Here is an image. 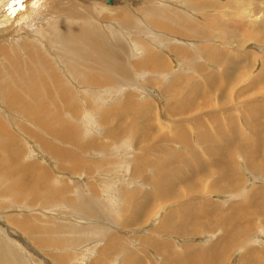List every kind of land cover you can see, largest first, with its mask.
Here are the masks:
<instances>
[{
    "label": "rangeland",
    "instance_id": "obj_1",
    "mask_svg": "<svg viewBox=\"0 0 264 264\" xmlns=\"http://www.w3.org/2000/svg\"><path fill=\"white\" fill-rule=\"evenodd\" d=\"M34 1L18 0L13 3V0H0L2 44L5 42L4 36L9 37L16 29H21L37 14L43 3L48 1V6L45 4L47 7L56 5L49 3L52 0H42L39 6ZM98 1L95 0L115 12L100 11L99 23L112 25V28L109 27L111 38L119 39L126 46V73L120 78L126 84L113 88L118 83L111 81L105 87L98 82L95 84L97 87H84L76 83L73 85L65 77L77 101L68 109L61 102V109H65L69 115L64 113L65 118L78 119L81 129H78V134L81 135L76 134L77 137L82 136V139L79 137L81 141L76 134L67 142L52 135L55 137L53 141L50 139L51 133L36 129L32 125L34 122L25 124V120L21 122L19 119H16L18 125L7 122L9 131L16 138L14 141L19 142L18 148L23 151L19 153L15 149L18 153L13 150L7 154H13L14 159L17 157V163L23 159L25 165L38 164L43 168L41 174L53 181V185L48 184V190H58L61 199L59 203L49 202L45 194L46 183L37 179L35 181L40 183L43 192L40 200L37 196L38 199L34 197L36 200L17 204L3 192L2 195L7 198H0V236L16 242L15 248L22 249L26 264H136L138 261L142 264H163L161 258L166 252L164 250L180 253L183 247L194 258L201 257V251L210 253L209 250L213 252L218 248L216 253L220 250L219 255L226 258L224 264H264V217L256 213L253 216L250 205L264 201L263 197L260 200L262 195L258 194L260 189H264V0H161L159 13L163 16L160 22L167 25L169 16L181 14L186 20L202 26L193 32L188 27L175 24V27L172 26L173 32L168 30L169 33L152 26V20L147 21L145 15L149 18L148 14H141L145 8L141 12L139 10L140 15L133 14V9H130V14H133L130 18L116 17L124 6L130 12L128 2L134 1L138 6H144L145 0H114V5H109V0ZM22 2L23 5L19 4ZM188 2L198 5L202 12H198V6L194 10L191 5L187 6ZM177 31L181 33L176 34ZM203 34H207V38ZM116 46L121 48V45ZM148 52H151L150 55ZM45 57L50 63L56 61L52 60L50 54ZM150 59L153 60L150 62ZM94 91L96 95L88 94ZM0 112L4 110L0 109ZM26 128H31L42 138L28 134ZM16 136L19 141H16ZM176 137L181 140H176ZM229 141L233 144L230 143L232 154L222 153V157L221 153H212L211 147H223L224 144L228 147ZM45 144L54 145L52 147L62 153H69L67 157L70 161H62L59 153L47 149ZM0 149V161L4 162L2 145ZM142 153L147 154L148 161L141 162ZM249 153L255 155L248 157ZM17 154H20L19 157ZM198 156L201 161L214 167L207 168L205 173L190 170L186 165L198 163ZM224 156L227 158L224 159ZM78 157L85 165H75ZM180 159L182 162L178 161ZM249 159H255L262 168H250ZM224 160L227 168L218 169L217 164L223 165ZM103 162L109 166L98 168ZM150 164L156 166L150 168ZM86 165L91 168L80 169ZM192 168H195L194 165ZM36 170L33 168L29 171V182H33L36 173L39 174ZM191 173L194 175L191 176ZM13 177L20 179L19 174ZM189 179L199 181L203 190L187 192L185 181L189 184ZM160 183L173 186L178 197L173 195L168 201H165L167 198L161 200L160 196L156 197ZM219 184L225 190L219 188ZM148 193L155 195L154 198L146 197ZM252 194L256 195L253 201L250 199ZM89 198L100 202L92 206L95 215L80 212ZM245 199L250 202H242ZM147 201L151 204H147ZM201 201L212 202L203 205L208 218L202 212L204 207L201 205V208ZM140 202L147 207L143 217L137 220L131 216H136L134 208L142 204ZM190 202L192 206L196 205L189 215L192 212L195 214L188 219V235L183 236V231L176 229L182 228L184 216L174 215L168 220L166 215L172 209L183 211ZM243 207H248L249 216H253L249 220L246 218L252 227L246 233L242 231L244 228L237 229L235 225L244 227V224H248L247 220L244 222L230 217L233 212L242 211ZM221 213L223 216H220ZM6 217L20 220L33 217L38 227L59 229L65 242L58 248L41 246V241L48 240L49 235L44 232L28 234L26 231V235H23L19 228L8 224L4 219ZM223 218L225 223L222 222ZM129 219L132 224L135 223L133 220L140 222L131 225ZM231 228L232 232L229 231ZM73 242H77V245ZM113 243H118L121 252L110 250L113 246L109 244Z\"/></svg>",
    "mask_w": 264,
    "mask_h": 264
},
{
    "label": "bare ground",
    "instance_id": "obj_2",
    "mask_svg": "<svg viewBox=\"0 0 264 264\" xmlns=\"http://www.w3.org/2000/svg\"><path fill=\"white\" fill-rule=\"evenodd\" d=\"M96 1H98V0H96ZM112 1H113V3L109 4V5L115 4V1L114 0H112ZM145 1H146L145 2L146 4H144L145 7L144 6H138L137 4H135L134 1L128 2L127 4H130L129 8L127 6L126 7L129 10L133 9L132 13L135 15L140 13L142 8H143V10L145 8L144 12H141V14L146 12L145 14H148L149 18H147V16L145 14H143V15H145V18L147 19V21H148V19L150 21L152 20L151 22L154 24L152 26H154L157 29L162 28V29H165L166 32H168V33H169V31L173 32L172 26L175 27V24H177L178 26H183V28L188 27L193 32L195 29L198 30V28H202V26L199 24H196V25L193 24L194 21L192 22L189 19L186 20L184 18V16L181 14H174V15H171V17L169 16V18H168L169 23L166 25L165 22H160V17L163 16V14L159 13L160 9H161L160 5H161L162 1L161 0H145ZM42 2H43L42 0H35L34 4L39 6V4H41ZM98 2H95V0H94V2L92 0L91 1L82 0V2H80V1L75 2L74 0H52L49 3L56 4V5H54L53 7H47L48 6L47 5L48 1H47V2L43 3L42 6L39 7L38 11L36 12L37 14L34 15L32 18H30V21L26 22V24L21 29H19L20 28L19 27L18 30L16 29V31H14L13 35L10 34L9 37L4 36V39H5V42H3L4 44H2L0 42L2 44V45L0 44V51H1V53H0V109H1V111L4 110V112H0V146L2 145L4 148L3 152L5 153V159H6L4 162L0 161V198H3V199L7 198V197L2 195V193L5 192V194L9 196L8 198L14 199L15 201H17V204H22V201H25V200L26 201H28V200L32 201L33 199H35L34 197L37 198V196H39V200H40L41 197L43 196V192L40 188V183H39V182H41V183H46V185H47V191L45 194H46L49 202L59 203V200L61 199V195L59 194L58 190H54L52 188H50L48 190V184L50 183L51 185H53V181L47 180V178H46L47 176L45 177L44 174L43 175L41 174L43 168H40V166L38 164H33L32 166L25 165L23 159L21 160V162L17 163V161H16L17 157H16V159H14V157H12L13 154L12 155L7 154V153L11 154L13 150L15 151V149H17L19 153H23V151L20 148H18L19 142L17 144L14 141V139H16V138L9 131V128H8L9 122H11V123H9L10 125L12 123H16V119L22 120L21 122H23V120H25L24 122H27L25 124H31L34 122L35 124L33 123L32 125H35L36 129L46 130L49 133H51V136L54 135L57 138L58 137H60V139L63 138L62 140L64 142H67V141H70L73 138H75L74 137L75 134L76 133L78 134V132L81 130L80 126H79L80 124H79L78 119L74 120V117L72 118L71 116L70 117L72 118V120L65 118L66 115L64 114V113H66L68 115V113L65 111V109H68L69 107L73 106V103L76 100L74 90H73L72 86L69 84L70 81L73 82V85H74V83H76V84H78V86L81 85L84 87H88V86L91 87L92 85H95L97 82L99 83V85H103L104 87L107 86L111 81L113 83H118L117 85L113 86V88L118 86V85L126 84V83H124V81H122L120 79L121 76H123L126 73V68L124 65V61H125L124 50L126 49V46L124 47L119 39H117V41H116L114 37L111 38L110 31H111L112 25H109V26L100 25L101 22L99 23V21H100L99 18L101 16L100 11H102V10L108 11L109 10V11H112L111 14L115 13V12L112 9L104 8L103 5L101 3H98ZM163 5H165V4L163 3ZM190 5H191L193 10L196 9L198 6L196 4L192 5L191 2L189 4H187V6H190ZM198 9H199L198 12L201 13L202 11L200 12L199 6H198ZM139 10H140V12H139ZM130 13H131V10H130V12H127V9L124 6V8H122L121 11L117 13L119 15H117L116 17L122 16V18H127V17L130 18L133 15V14L131 15ZM138 15H140V14H138ZM103 21H105V20H103ZM135 23H136V21H135ZM18 24H19V22H18ZM101 24H103V23H101ZM137 24H139V23H137ZM110 26H111V28H109ZM114 26H118V25H114ZM137 26L135 25V27H137ZM114 29H115V27H113V31H115ZM122 31L123 30H121L120 32L122 33ZM159 32H160V30H159ZM179 32L181 33V31H177L176 34H179ZM111 35L113 36L112 33H111ZM122 35H124V34H122ZM122 35H121V37H122ZM174 35H175V33H174ZM204 35L205 34H203L202 36H204ZM125 38H124V40H125ZM197 38H199V37H197ZM204 38H207V34L204 36ZM213 38H215V36ZM7 43H8V48L6 49ZM116 45H121V48L119 49ZM133 50H134V48H133ZM44 51H45V53H44ZM175 51H176V49H175ZM148 53L150 55L151 52H148ZM46 54H50L52 57V60H56L55 63H50L49 59H47V57H45ZM209 56H210V54H209ZM213 56L214 55H212L210 58H212ZM152 60L150 59V62ZM161 64H163V62L160 63V66H161ZM160 66H157V67H160ZM147 67H148V65H147ZM58 68L60 69L62 74L59 72ZM98 74H100V76ZM128 76H130V75H128ZM65 77H67L69 82L66 80ZM126 78H127V74H126ZM128 79H129V77H128ZM100 83H102V84H100ZM210 85L211 84H209V86ZM88 94L93 96V95H96V92L94 91V92H90ZM61 102H63L65 105H67L64 110L61 109ZM257 106H259V105H257ZM126 107H128V106H126ZM132 107H133V105H132ZM254 107L255 106H253V108ZM94 108H96V107H94ZM92 109H93V107H92ZM88 114L85 113V115H88ZM73 115L77 116V114H75V113ZM15 127H17V126L15 125ZM78 129H79V131H78ZM26 130H27L28 134L30 133V134L36 136L37 138L40 137V134L35 132L31 128H26ZM20 132H22V131H20ZM134 132H135V130H134ZM77 134H76V137H77ZM84 134H83V137H84ZM78 135H81V134L79 133ZM47 136L50 138V135H47ZM54 136H52V138H50V139H53ZM30 137L32 138L33 136H30ZM79 137L81 138L82 136H78L77 138L80 139ZM31 138H30V140L32 141L33 138L32 139ZM40 138H42V137H40ZM81 139H80V141H81ZM175 139L181 140L180 137H176ZM62 140H60V141H62ZM16 141H19V138ZM37 141H38V139H37ZM53 141H55V140L53 139ZM42 142H44V141H42ZM230 143L232 144V142L229 141V146L227 145L228 147H226L225 144L223 145V147H220V145L219 146L216 145V146L211 147L212 153H216V154L217 153L218 154L219 153H221V154L222 153H224V154L230 153L231 152V144ZM189 144L190 143H188V145ZM52 146H54V145H52ZM52 146L45 144V147L47 149L51 150L54 153H59L58 155L61 156L62 161H63V159L69 160V157H67L69 155V153H62L61 151H57ZM1 149H0V151H2ZM15 152H17V151H15ZM191 154H193V153H191ZM207 154H209V153H206V155ZM230 154H232V153H230ZM15 155H16V153L14 154V156ZM19 155H18V157H19ZM171 155H172V153H171ZM254 155H255V153H249L248 157H251ZM193 157H194V154H193ZM222 157H223V154H222ZM78 158H77L78 161L75 163V165H77V166L85 165L82 161V158H80V157H78ZM140 158H141V162L149 159L146 153H142V156H140ZM177 158H178V156H177ZM197 158L200 159L201 157L198 156V157H196V159ZM211 158L213 159L212 156H211ZM225 158H227V157L224 156V159ZM169 159H170V156H169ZM201 160L202 159L198 160V163H195V162L190 163L189 162L190 163L189 165H186V164L185 165L189 166L190 170H193L196 173L197 172L200 173L201 171L202 172L204 171V173H205V170H207V168H210L211 166H212L211 168L214 167V165H208ZM222 160H223V158H222ZM71 161H72V159H71ZM151 161H149V163H152ZM178 161H181V159ZM186 161H188V160H186ZM156 164L155 165L153 164V165L156 166ZM153 165L150 164V168ZM193 165L195 168H192ZM217 165H218V169H221V170L227 168L226 167V160L223 161V165H221L220 163ZM93 166L96 167V164L94 163ZM107 166H109L108 163L103 162L102 164L98 165L97 167L98 168H107ZM147 166L149 167V164ZM248 166L250 168H253V169L262 168V165L260 163L257 165L255 159H249ZM31 167L37 169L36 171L39 173V174H37L35 171L36 174H35V177L33 179V182L31 179H30L31 181L29 182V176H28L29 171L33 170V168H31ZM83 168H85L87 170V169H90L91 167H90V165H86V166L81 167L80 169H83ZM193 171H192V173H193ZM195 172H194V174H195ZM31 173H34V171ZM192 173H191V176L194 175ZM16 174H19L20 179H16L13 177V175H16ZM49 174L50 173H48L47 175H49ZM214 174H216V173H214ZM196 175H195V177H196ZM229 176H228V178H229ZM161 177H162V180L164 181L165 180L164 177L162 175H161ZM197 177H198V175H197ZM32 178H33V176H32ZM232 178H233V176H232ZM35 179H37L39 182L35 181ZM166 179L168 181L167 177H166ZM190 180L191 179H189V184H187V181H185V186L187 187L186 188L187 192L192 193V192H197V191L203 190V188L200 187L201 183L199 181L191 180V182H190ZM222 181H225V180H222ZM225 182H227V180ZM232 182H233V179H232ZM164 183H162L163 185L160 183L157 186V192L158 193H157L156 197L158 196V198H159V196H160L161 200H162V198L163 199L167 198V200L165 199V201H168V199L171 196L175 195L176 190L173 189V186L168 187L167 184L164 185ZM232 184H234V183H232ZM208 187H210V186L208 185ZM220 187H222V189L225 190L224 186L220 185L219 188ZM217 188H218V186H217ZM218 190L220 191V189H218ZM263 193H264V189H262V190L260 189V191L258 192V194L262 195L260 197V200L262 197L264 198ZM148 194L149 195H146V197L155 196L152 194L150 195V193H148ZM152 197H151V199L154 198V197L153 198ZM177 197L178 196L175 195V198H177ZM253 197H254L253 200H255L256 195L254 196L252 194V196L250 198L251 201H253L252 200ZM197 201H195V202H197ZM83 202H85V201H83ZM98 202H99L98 200L95 201V200H92L91 198H89L83 204L80 212H82L83 214L88 215V216H90V214L95 215V211L93 210L92 206H94V205L97 206L96 203H98ZM138 202H139V200H138ZM199 202H198V205H199ZM242 202L248 203L250 201H249V199H245ZM140 203H142V204H138L134 208V214L136 216H134V217H133V215L131 216L134 219L137 218V220H140L139 217H143V214L145 212V208L147 207V206L146 207L144 206L146 204H144L143 202H140ZM211 203H212L211 201H206V202L201 201L200 206L201 205L203 206L205 204H211ZM147 204H149L148 201H147ZM150 204H151V202H150ZM195 205H193V206H195ZM250 205L252 206L253 216L256 213V214H259L260 216L264 217V201L261 203H255V204L250 203ZM193 206H192V202H190V203H187V205L185 206L183 211L181 209V212H178V211L176 212L174 209H172L171 210L172 212H169L167 215L165 214L167 216L168 220L169 219L171 220V217H173L174 215H176V216L177 215H183L184 216V222H183L182 228L176 229L177 231L179 230V232H181L180 230H182L183 236L188 235L187 232L190 228L188 229V223L187 222H188V219H191L192 214L194 213V212H192L189 215V211L191 210V208ZM202 206H201V208H202ZM203 207L205 210L202 209V212L208 218L207 209L205 206H203ZM179 208H181V207H179ZM175 209L178 210L176 207H175ZM247 210H248V207H243L242 211H239L238 213L233 212L230 217L237 219V220H242V221H244L246 218H248V220H249L253 216L250 217L249 216L250 212ZM197 215L199 216L201 214H197ZM220 216H223V214L221 213ZM185 217H186V221H185ZM4 219H6V221H8L9 225H14L17 228H19L21 230V232L24 233L23 235H26L25 231L29 232L28 234H31L32 232H35V233L36 232H40V233L44 232L46 235H49L48 237H50V238L48 240L45 239V240L41 241V243H40L41 246H47L49 248L50 247L58 248V246L64 244V242H65L64 241L65 237H63L61 235L59 229H55V230L54 229H43L41 227H38L35 225L33 217H26V219L23 218L21 220L17 219V218H11V219L9 218L8 219V217H6ZM137 220H133V222H135L133 224L130 222L131 221L130 219H129V222L131 225H136V222H138ZM202 220H203V218H202ZM248 220H247V222H248ZM222 222L225 223L224 218L222 219ZM249 222L246 225L244 224V227H240L238 225H235V226L237 229L244 228L242 231L245 230V233H246L247 229H249L251 227V224H249ZM208 223L209 222H207V224ZM161 226H163V225H161ZM55 227H57V226H54V228ZM161 228H163V227H161ZM171 231H172V229H171ZM229 231L232 232L233 229L231 228ZM179 232H177V234ZM199 232H200V230H199ZM178 235H180V234H178ZM238 237H239V235H238ZM150 243H151V241H150ZM73 244L77 245V242H73ZM117 244H115V243L109 244L110 246H113L110 250H114L115 253H117L118 251L121 252L120 251L121 247ZM16 245L17 244L14 240L12 241L9 238H7L6 236H0V264H26L27 263V260L25 259L24 255L22 254L23 253L22 249L17 250L18 248L17 247L15 248ZM169 245H168V247H169ZM165 246H167V245H165ZM123 247L124 246H122L121 250H123ZM164 248H166V247H164ZM154 250H155V248H154ZM158 250H156V251L159 253L160 250L159 251ZM164 251H166V252H163V256L161 258L163 264H217V263L224 264L225 263L224 262L225 256L219 255V253L221 251L219 250V252L216 253L218 251V248L216 251H213V252L211 250H209L208 252H210V253H206L205 251H201V253H200L201 257H198V258L191 257L189 250L187 248H184V247L181 248L180 253H174V252L167 251V250H164ZM191 254H193L192 251H191ZM127 260H128V258H127ZM136 264H142V262L138 261Z\"/></svg>",
    "mask_w": 264,
    "mask_h": 264
},
{
    "label": "snow or ice",
    "instance_id": "obj_3",
    "mask_svg": "<svg viewBox=\"0 0 264 264\" xmlns=\"http://www.w3.org/2000/svg\"><path fill=\"white\" fill-rule=\"evenodd\" d=\"M16 2H18V0H13V3H16Z\"/></svg>",
    "mask_w": 264,
    "mask_h": 264
},
{
    "label": "water",
    "instance_id": "obj_4",
    "mask_svg": "<svg viewBox=\"0 0 264 264\" xmlns=\"http://www.w3.org/2000/svg\"><path fill=\"white\" fill-rule=\"evenodd\" d=\"M112 3V2H111Z\"/></svg>",
    "mask_w": 264,
    "mask_h": 264
}]
</instances>
